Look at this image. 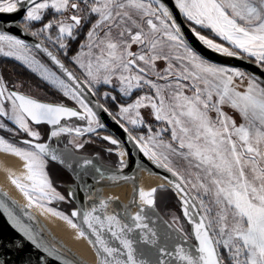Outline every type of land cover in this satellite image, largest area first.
Wrapping results in <instances>:
<instances>
[{
	"label": "snow or ice",
	"instance_id": "6c2138e0",
	"mask_svg": "<svg viewBox=\"0 0 264 264\" xmlns=\"http://www.w3.org/2000/svg\"><path fill=\"white\" fill-rule=\"evenodd\" d=\"M175 7L191 22V34L202 45L227 57L254 59L264 70V0H175ZM21 10H24L21 26L26 31L31 22L42 21L49 10L56 14L30 34L35 37L45 33L53 41L49 33L55 29L54 43L65 50V55L69 41L76 40L77 33L87 27L86 41L71 57L82 71L83 80L42 43L35 47L47 54L66 79L27 55L30 48L23 40L0 32V54L22 61L78 106L77 109L44 103L19 91H9L0 78V117H7L17 129L33 138L22 141L29 145L27 149L0 138V151L23 161L24 174L16 176L10 172L9 179L29 205L35 203L77 229L78 238L88 239L81 224L45 207V201L65 199L53 188L45 171L46 158L61 164L66 161L49 144L33 142L40 140V133L32 129L30 122L51 125L49 139L62 133L75 132L76 136L95 133L104 125L86 93L95 96L97 86L109 85L122 97L130 98L137 90L148 89L130 103L119 104L118 115L128 124L138 126L144 124L141 109H150V115L166 126L147 137H135L124 123H117L144 155L176 178L168 184L180 197L197 243L185 246L188 235L179 226L177 217L166 229L150 226L156 223L150 213L155 208L158 189L140 188L135 213L131 212V205L136 203L134 197L128 205L121 206L120 212L108 211L111 200L108 198L71 213L72 217H80L88 233L95 237L89 243L94 247L98 264H264V80L203 58L189 45L161 0H0V14ZM193 25L210 29L231 47L202 35ZM161 60L167 62L162 73L157 71L156 63ZM238 79L247 80L243 91L237 90ZM104 96L118 100L110 92ZM5 101L10 102L9 110ZM223 105L238 113L242 122L237 124L222 111ZM97 107L109 112L103 104ZM213 112L215 118L210 115ZM71 118L86 120L87 127L62 124ZM5 128L0 123V129ZM167 131L171 133L169 141L161 138ZM103 139L118 144L111 136ZM75 147L84 145L76 143ZM172 157L187 162L186 175L173 166ZM91 163L85 159L80 166ZM164 187L159 185L161 189ZM68 195L73 193L69 191ZM197 204L198 220L190 213V208ZM15 226L28 241L40 247L28 229Z\"/></svg>",
	"mask_w": 264,
	"mask_h": 264
},
{
	"label": "water",
	"instance_id": "95a60500",
	"mask_svg": "<svg viewBox=\"0 0 264 264\" xmlns=\"http://www.w3.org/2000/svg\"><path fill=\"white\" fill-rule=\"evenodd\" d=\"M161 2L169 8V11L172 13L173 18L180 25L181 30L185 35V39L188 41L189 45L203 58L219 65L245 70L259 77L261 80H264V70L258 67L253 59H238L236 57H227L208 49L192 36L190 25L179 12V9L175 7V0H161ZM23 16L24 10L18 11L17 13L0 14V32L7 33L23 40L29 47L34 49L37 54H39L62 78L66 79V77H63L60 69L52 63L47 54L35 47L37 43H42V46L51 51L53 55L57 56V58L65 65V67L69 71H71L78 79L83 80L75 71H73L69 67V65L51 46L41 40L38 36H32L30 34L31 30L28 29L26 31L21 26L23 25L21 21ZM86 99L89 101L90 106L93 107L94 111L97 112L99 121L104 125L103 128H97V130H101L107 133L102 135V138L104 136H111L112 138L116 139L118 141L117 145H112L109 141L107 142L114 146V148H112L113 152L116 148H122L125 151L126 158L123 160V165L119 164V166H112L110 164L102 162L97 156L76 153L71 146H67L64 148L54 147L61 158L66 161L63 164H61L59 161H55L56 164L65 169L74 181V193L72 198L77 205L76 210H79L81 208H90L94 203L98 205L100 199L111 198L108 211L120 212L121 206H123L124 204H122V202L117 198L103 196L100 191L96 189V187L106 184L121 183L137 168H141L162 178L165 181L167 187L173 192L180 203V211L189 228L190 234L185 246L191 247L192 245L196 244L197 242L195 241V238L192 234V225L184 216L180 197L168 184L169 180L175 181L176 178L173 177L172 174L168 172L164 167L158 166L157 163L149 159L148 156L144 155L136 142L129 139V134L120 127L121 122L117 123V121L119 120L110 111L104 112L101 108L97 107V104L103 103L96 95L93 96L91 93H86ZM67 107L78 109V107L73 106ZM8 121L12 123L10 120ZM49 126L51 132L52 126ZM33 142L35 143L36 141ZM45 143L48 144V141H46ZM85 159L91 160L92 163L87 165L86 167H81L80 165H83ZM96 169H99L100 171L98 172L96 171ZM110 177H113V179H110ZM134 190L132 195L134 198H136V189ZM137 206L136 211L138 210ZM198 208V204L195 208H190V213L193 214L194 219L196 220L199 219V214L197 213ZM150 215L151 220H154L156 222L154 225L150 223V226L157 227L158 229H166L168 224H172V222L164 217V215L160 212L156 203L155 208L150 213ZM72 219L75 223L81 224V226L84 227V230L88 235V241L89 239L94 241L95 237H92L91 234L88 233L86 226L82 225L81 218L72 217ZM16 224L22 225L24 228L28 229L35 237L40 247H37L31 241H28L17 229V227L15 226ZM168 231H172V229H168ZM174 235L179 234L174 233ZM109 240L111 241L110 236ZM112 243H116L118 245V242L113 241ZM91 246L94 250L92 244ZM45 249H48L49 251H45ZM0 261H2L3 264H64L65 261L69 262V264H85L71 255L65 249L60 247L54 240H52L40 226L37 219H35L31 212L23 211L22 209H20V207H18L1 191Z\"/></svg>",
	"mask_w": 264,
	"mask_h": 264
},
{
	"label": "rangeland",
	"instance_id": "374dc122",
	"mask_svg": "<svg viewBox=\"0 0 264 264\" xmlns=\"http://www.w3.org/2000/svg\"><path fill=\"white\" fill-rule=\"evenodd\" d=\"M45 14H52V18H53L54 15H56V14L52 13L50 10L48 12H46ZM21 21L23 23V18L21 19ZM33 23L34 22H31L28 25V29L31 30V31H35L36 29L42 27V25L39 26V27L38 26L34 27ZM193 26L196 27L198 30L202 29V28H200V26H195V25H193ZM208 30H210V29H208ZM49 34H51L53 36V41H49L48 38H47L48 34H45V33H41L38 37L41 40H43L44 42L48 43V45L51 46L59 55L67 57L69 48L67 49V55H65V50L60 49L59 45L54 43V39H55V35H56L55 29L51 30ZM201 34L204 35L203 33H201ZM210 39H212V38H210ZM85 41H86V39H85ZM215 42L216 43H221V42H217V41H215ZM221 44H223L226 47H231L230 45L227 44L226 41H222ZM80 45H79V47L77 49V52L81 50L80 49ZM70 46L71 45H69V47ZM29 48H30V52L27 55H29L30 57L35 58L36 60H38L42 64H44L46 67H48L52 71L56 72L39 54H37V52L34 49H32L31 47H29ZM136 50H137L136 46H133V51H136ZM84 51H87V49H84ZM76 53L74 55H76ZM71 57L72 56H68L67 58H69V60L71 62H73L71 60ZM0 58L10 59V60H13V61L19 63L23 68H25L29 72L33 73L34 75H36L49 88L53 89L57 93L60 101L65 102V103H71V104L75 105L76 107H78L76 105L75 101L70 100L68 97H65L63 95V93L58 88H56L54 85L49 84L38 73H35L30 68H28L27 65H25L22 61L16 60L15 57L3 56L2 54H0ZM156 63L158 65V67H157V71L158 72L162 73L163 69L167 67V62L166 61L161 60V61H157ZM211 63H213V62H211ZM213 64H216V63H213ZM216 65H219V64H216ZM75 66L78 69V72L81 75V78L84 79V77L82 75V71L79 69V67L77 65H75ZM220 66H223V65H220ZM226 67H228V66H226ZM57 75H59V74L57 73ZM152 78L155 79V77H152ZM158 83H164V82L163 81H158ZM235 84L238 85V88H237L238 91H243L247 87V80L245 79V80L241 81V80L238 79V80L235 81ZM18 87H21L24 91L30 93L31 95H35V96H39V97H48V95H46L41 90H38L36 88H31V87H25V85L23 83H21V84L19 83ZM97 88H98V91H97V95L96 96H99L100 99L102 100L103 104L106 107H108V109H111L113 115L117 119H119L120 121H122L125 124V126L129 129V131L131 132V134L133 136L139 137V136L143 135V136L147 137L150 134H154L158 129H162V128H164L166 126L163 122L156 121L154 119V117H152L150 115V109H141V114H142V117L144 118V124L143 125H138V126H133L131 124H128L127 121L121 120L120 116L118 115V113H119V104L130 103L132 100H134L136 98L137 95L143 94L144 92H148L149 91L148 89H144L143 91L137 90L136 93L130 99V98H127V97H122L118 91H115L109 85H99V86H97ZM105 92H110L111 95L117 96L118 100L117 101H112L110 96L106 98L104 96ZM149 94H153V93L149 92ZM188 94H190V93H188ZM128 99H130V100H128ZM10 106L11 105H10V102H9L8 110L10 109ZM222 111H224L227 115L231 116L236 121L237 124L242 122L239 114L236 113L233 109L229 108L227 105H223L222 106ZM210 115L213 118H215V116H216V114L214 112L210 113ZM0 123H4V122L0 119ZM85 127H87V121H86ZM9 128L10 127L8 125H6L5 129H0V130L1 131H8L7 129H9ZM149 128H151V130H152L151 133L149 132ZM11 132H13V131H11ZM89 134L91 135V134H94V133H88V135ZM170 136H171L170 131H167V132H163L162 133V137L161 138L164 139L165 141H169L170 140ZM0 138L5 139L6 141H8L9 143L13 144L14 146H16L18 148L27 149L29 147V146L22 145V144H15V143L9 141L8 139H6L5 137L1 136V134H0ZM70 140L73 143H75V144L80 142L79 141L80 139L77 136H71ZM116 159L118 160V164H121L117 157H116ZM171 159H172L173 166L176 167L177 170L185 172V175H186L187 174L186 173V169L188 168L187 162L184 161L183 159L179 158V157H172ZM192 194L193 195L195 194L194 190H193ZM56 201L57 200H55V199L51 200L50 202L45 201L44 202L45 207H52L53 204ZM155 201H156V205L159 207V210L164 215V217H166L168 220H170V217H177L178 220H179V226H182L184 231H185V233L189 236V234H190L189 233V228H188V225H187V223H186V221H185V219H184V217H183V215H182V213L180 211V207H179L180 203L174 197V195L172 194V191L169 188H163V189L158 188L156 196H155ZM221 252H222V254L226 255V253L224 252L223 249H221Z\"/></svg>",
	"mask_w": 264,
	"mask_h": 264
},
{
	"label": "bare ground",
	"instance_id": "6f19581e",
	"mask_svg": "<svg viewBox=\"0 0 264 264\" xmlns=\"http://www.w3.org/2000/svg\"><path fill=\"white\" fill-rule=\"evenodd\" d=\"M120 152H123L124 156H120ZM114 154L120 163L126 158L125 151L122 148H116ZM24 171L23 161L19 157L0 151V191L20 207V209L31 212L48 236L60 247L85 264H97L96 254L88 239L84 237L78 238L77 229L71 228L64 220L44 211L43 208L38 207L35 203L29 205V201L25 196L11 183L9 179L10 172L16 176H22ZM161 184L167 187L165 181L159 176L147 170L137 168L121 183L100 185L96 189L103 196L119 199L124 205L129 204L133 198V190L136 189V203L131 205V212L134 213L137 209L136 206L139 204V189L144 188L148 190L153 187L158 189ZM55 211L60 212L58 210ZM170 221L173 223V217H170Z\"/></svg>",
	"mask_w": 264,
	"mask_h": 264
},
{
	"label": "flooded vegetation",
	"instance_id": "af4514ba",
	"mask_svg": "<svg viewBox=\"0 0 264 264\" xmlns=\"http://www.w3.org/2000/svg\"><path fill=\"white\" fill-rule=\"evenodd\" d=\"M0 78H3L6 84V87L8 88L9 91H19L22 94L31 96L32 98H35L37 100L47 102V103H52V104H63L66 106H73L76 107L75 105L71 103H65V102H59L54 100L53 98L48 97H39L35 95H31L30 93L20 90L17 85L15 86L14 83L11 84V81L5 76V73L3 71V67L0 66ZM13 82V81H12ZM9 107V101H5V108L8 110ZM0 119L8 125L13 132L9 131H1L0 134L1 136L5 137L9 141L15 143V144H24L22 141L23 140H32L33 138L28 137L26 133L21 132L19 129L16 128V126L12 123H10L7 120V117H0ZM62 124L72 127V128H84L86 124V120H79L77 118L70 119V120H63ZM30 126L34 131H38L40 133V140L36 142H41L45 143L48 141V144L52 149L54 147H67L71 146L76 153L83 154V155H92V156H97L102 162L106 164H110L112 166H119L118 160L116 159V155L114 154L112 146L110 143H108L106 140L102 138V135L107 134L104 131L101 130H96L94 134H89L85 133L83 136H77L80 140L79 143H82L84 147L77 149L75 147V143H73L70 140L71 136H76L75 132L72 133H62L60 137H54L49 139L50 136V126L47 124H40V125H34L31 124ZM29 146V145H26ZM111 149V151H109ZM46 167L45 171L48 173V177L52 183L53 188L58 192L60 195L64 196V200H57L53 204V209L55 208L56 210L62 212L66 216H68L70 219H72L71 213L77 209V205L75 201L73 200V195L69 196L68 193L71 191L74 193V181L70 174L63 169L61 166L56 164L55 161H52L50 157L46 158ZM51 207V208H52ZM73 220V219H72ZM74 221V220H73Z\"/></svg>",
	"mask_w": 264,
	"mask_h": 264
},
{
	"label": "trees",
	"instance_id": "16d2710c",
	"mask_svg": "<svg viewBox=\"0 0 264 264\" xmlns=\"http://www.w3.org/2000/svg\"><path fill=\"white\" fill-rule=\"evenodd\" d=\"M50 19H52V14H45L43 20L42 21H38V22H34L33 26L34 27H37V26L39 27V26L43 25V23H46ZM187 23L190 25L191 22L187 21ZM199 30L205 36H207L209 38H212L213 40H215L217 42H221L222 43V41L218 38V36H216L210 30H208V29H199ZM86 32H87V27H85L84 29L80 30L77 33V39L76 40L69 42V45H71V46L69 47V50H68V56H73L77 52V49H78L79 45L81 43H83L85 41V39H86L85 38L86 37ZM67 57L66 56H61V58L69 65V67L81 77V75L79 74L78 69L76 68L74 63L71 62L69 60V58H67ZM0 66L3 67V71L5 73V76L11 81V84L14 83V85L15 86L17 85V87H18L19 83L20 84L23 83L25 85V87H31V88H36L38 90H41L46 95H48L50 98H53L56 101L62 102V101L59 100V97H58L57 93L53 89L49 88L42 80H40L33 73H31L28 70H26L25 68H23L19 63L15 62L13 60H10V59L0 58ZM18 88L20 90H23L21 87H18ZM97 97L100 99L99 96H97ZM130 99H131V97H130ZM130 99H128V100H130ZM109 111L112 113L111 109H109ZM172 194H173V192H172ZM174 197H175V195H174Z\"/></svg>",
	"mask_w": 264,
	"mask_h": 264
},
{
	"label": "crops",
	"instance_id": "0c3cea01",
	"mask_svg": "<svg viewBox=\"0 0 264 264\" xmlns=\"http://www.w3.org/2000/svg\"><path fill=\"white\" fill-rule=\"evenodd\" d=\"M119 120V119H118ZM120 121V120H119ZM121 123H123L122 121H120ZM164 188H167V187H164Z\"/></svg>",
	"mask_w": 264,
	"mask_h": 264
}]
</instances>
